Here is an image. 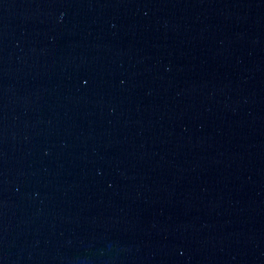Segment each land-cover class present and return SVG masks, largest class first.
Masks as SVG:
<instances>
[{
    "label": "water",
    "instance_id": "water-1",
    "mask_svg": "<svg viewBox=\"0 0 264 264\" xmlns=\"http://www.w3.org/2000/svg\"><path fill=\"white\" fill-rule=\"evenodd\" d=\"M29 264H264V175Z\"/></svg>",
    "mask_w": 264,
    "mask_h": 264
}]
</instances>
